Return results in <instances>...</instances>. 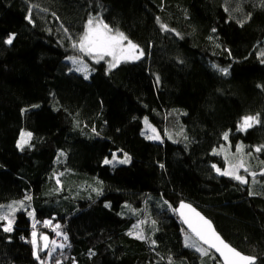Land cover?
<instances>
[{"label":"trees","instance_id":"obj_1","mask_svg":"<svg viewBox=\"0 0 264 264\" xmlns=\"http://www.w3.org/2000/svg\"><path fill=\"white\" fill-rule=\"evenodd\" d=\"M90 16L123 32L143 58L111 71L91 63L88 79L73 72L67 58L83 54L63 29L76 40ZM9 33L12 45L3 42ZM261 52V0H0V204L29 194L40 233L55 237L44 227L48 217L60 224L70 247L51 260L41 250V259L217 264L184 246L187 231L173 209L186 202L264 264V177L241 184L212 168L225 167L213 150L227 149L234 163L238 144L252 171L264 168V150L254 151L264 145ZM256 114L259 125L236 130L241 117ZM145 117L162 142L148 138ZM23 132L32 137L21 151ZM124 153L131 163H103ZM141 221L145 240L133 231ZM33 222L19 212L6 233L0 221V264H40L29 242Z\"/></svg>","mask_w":264,"mask_h":264},{"label":"snow or ice","instance_id":"obj_2","mask_svg":"<svg viewBox=\"0 0 264 264\" xmlns=\"http://www.w3.org/2000/svg\"><path fill=\"white\" fill-rule=\"evenodd\" d=\"M261 5L264 6V0H261ZM240 10V9H237ZM225 11H228L225 8ZM250 19V15L247 17ZM26 19L32 23V14L31 9L29 10ZM238 23L243 26L244 21H238ZM162 29L168 31L166 25H161ZM64 33L67 36V39L71 41V47L79 53H82L83 56L91 57L96 64H99L101 61H104L107 64V71H111L113 68L118 67L122 62H130L141 59L144 56V51L139 47V45L133 43L123 32H120L118 29H113L107 23L103 21L102 18L96 16H90L87 19L84 31L81 35L78 36L76 40H72L70 34H68V29H63ZM215 31V29H213ZM179 35V33H177ZM16 34L9 33L4 39V43L7 45H12ZM264 57V52L260 54ZM83 56H70L67 59L70 60L73 65H78L75 68V71L81 72L84 75L85 79H88L90 76V69L87 63L83 60ZM261 63H264V59L261 60ZM215 67V66H214ZM219 71L224 75L229 74L228 68H220ZM159 80V77H157ZM258 87H262L258 85ZM33 107H38L34 105ZM144 123L146 126L151 128L152 136H149V139L159 140L160 136L157 133L154 127H151L148 123L147 117L144 118ZM261 123L259 114L256 115H245L241 117L237 125L238 132H247L249 129L259 125ZM32 134L21 133L20 139L18 141L17 147L23 151L25 146H30ZM171 139V136L168 137ZM229 138V132L223 134V139L227 141ZM230 147V146H229ZM264 150V145L255 147L254 151L259 153ZM227 149L221 147L220 151L213 150V155H222L225 162V167L221 169L216 164L212 165L214 171L220 176L230 177L241 184H249V177L251 178V183H259L256 177L259 175L264 177V168L259 172L252 171L251 166L246 163L245 154H244V145L238 144L236 146V162L233 163L229 158ZM63 155V153H61ZM248 156H251L252 153H248ZM103 163L105 165H115V164H129L131 163V157L127 154H123L122 159H118L116 154H113L112 159L109 160L105 158ZM261 164L264 165V161H261ZM163 167V165H161ZM243 169L246 175H241L240 170ZM60 181L57 178V184ZM98 194H100L98 192ZM251 194V193H250ZM32 196L25 194L23 200L13 201L8 205L0 204V221H4L2 225V231L6 233H11L14 231L13 225L15 223V214L17 211L24 210L27 214L33 218L31 233L32 239L29 241L34 246V256L40 261V264H44V261L41 260L40 250L41 245L37 242V233H36V223L35 221V211H28L25 201H31ZM167 203V202H165ZM109 207L110 205H105ZM177 212L181 221L187 225L188 232L184 236V246L186 248L194 249L196 252L200 253L202 257H210L211 259H217L215 254L219 255L217 264H257V257L254 255H245L238 251L236 248L232 247L227 243L222 236L216 231L212 222L204 217L200 212H198L191 205L181 202L178 209H173ZM146 223V221H141L139 224L134 225L133 229L135 231V238L138 240L147 239L143 234V229L140 227L141 224ZM155 221H152V224L155 225ZM44 227H51L52 230L56 233L57 236H63L64 240H68L67 234L60 231V224H55L53 226L52 221H44ZM134 232L130 231L128 235H133ZM23 239V237H22ZM41 239L44 241L42 248L48 250L47 257L49 260L52 259V254L57 251V249H63L65 247H70L68 244L60 243L57 244L55 240L49 241L47 235H42ZM152 244H155V241H151ZM206 246V247H205ZM55 264H61L60 260H56ZM171 264V261H170Z\"/></svg>","mask_w":264,"mask_h":264},{"label":"rangeland","instance_id":"obj_3","mask_svg":"<svg viewBox=\"0 0 264 264\" xmlns=\"http://www.w3.org/2000/svg\"><path fill=\"white\" fill-rule=\"evenodd\" d=\"M86 58H87V56H86ZM89 58V60H90V62H88L85 58H84V56H83V60L85 61V63H87L88 64V66H89V69H90V73L92 72V65H91V63H95V61L91 58V57H88ZM143 58V57H142ZM141 58V59H142ZM141 59H139V60H141ZM139 60H136V61H139ZM130 62H135V61H130ZM71 63V62H70ZM101 63H104L106 66H107V64L104 62V61H101L99 64H101ZM122 63H124V62H122ZM96 64V63H95ZM121 64V63H120ZM71 65V70L73 71V72H75V73H78V74H80V75H82L83 77H84V75L81 73V72H77V71H75V68L78 66V65H73V63L72 64H70ZM114 69V68H113ZM90 76H91V74H90ZM89 76V77H90ZM150 125V124H149ZM151 127H153L152 125H151ZM155 128V127H154ZM156 129V128H155ZM156 131H157V133L159 134V132H158V130L156 129ZM146 132H147V135L148 136H152L153 135V133L151 132V128H149L148 126H146ZM23 133H27V132H23ZM159 136H160V139L159 140H156V139H151V140H153V141H156V142H162V138H161V135L159 134ZM235 162H236V160H235ZM234 162V163H235ZM111 166H113V165H111ZM241 171V170H240ZM25 204H26V207L28 208V211H33L34 210V208H33V204H32V202H29V201H25ZM6 205H8V204H6ZM35 211V210H34ZM19 212H25L24 210H20V211H17L16 212V214H15V220H16V216H17V214L19 213ZM27 213V212H26ZM36 214V213H35ZM29 216V215H28ZM30 217V216H29ZM30 219L33 221V218L32 217H30ZM48 220H51V218L50 217H48V218H46L45 219V221H48ZM55 224H58V223H55ZM39 226H37L36 225V233H37V242L41 245V250H42V245H43V240L41 239V236L42 235H47L48 237H49V234L47 233H40L38 230H39V228H38ZM140 227H142L141 225H140ZM51 230V232L53 231L52 229H50ZM61 231V230H60ZM134 232L135 231H138V229L137 230H133ZM62 232V231H61ZM53 235L55 236V237H51V241L52 240H55L56 242H57V244H60V242H62V238H63V236H57L56 235V233L53 231ZM61 238V239H60ZM31 239H32V237H31ZM62 243H64L65 244V242H62ZM32 246H33V244H32ZM33 249H34V246H33ZM40 250V251H41ZM34 251H35V249H34ZM40 254V253H39ZM42 260V259H41ZM44 261V264H50L49 263V260H47V259H45V260H43Z\"/></svg>","mask_w":264,"mask_h":264},{"label":"water","instance_id":"obj_4","mask_svg":"<svg viewBox=\"0 0 264 264\" xmlns=\"http://www.w3.org/2000/svg\"><path fill=\"white\" fill-rule=\"evenodd\" d=\"M184 203H186V202H184ZM186 204H189V205H191L193 208H195L198 212H200L204 217H206L198 208H196L194 205H192V204H190V203H186ZM178 208H179V206H178ZM177 208V209H178ZM176 214H177V216H178V218L180 219V221H181V218L179 217V215H178V213L176 212ZM207 218V217H206ZM207 219H209V218H207ZM210 220V219H209ZM211 221V220H210ZM212 222V221H211ZM181 223H182V225L184 226V228H185V230L188 232L189 230H188V228H187V225H185L182 221H181ZM212 224H213V222H212ZM213 226L215 227V225L213 224ZM215 229H216V227H215ZM216 231L218 232V230L216 229ZM219 233V232H218ZM220 234V233H219ZM221 235V234H220ZM222 236V235H221ZM222 238H223V236H222ZM224 239V238H223ZM225 240V239H224ZM49 241H51V238L49 237ZM226 241V240H225ZM227 242V241H226ZM43 243H44V241H43ZM228 243V242H227ZM231 245V244H230ZM43 246V245H42ZM232 246V245H231ZM206 247V246H205ZM233 247V246H232ZM47 251L48 250H46V249H43L42 248V253L43 254H45V255H47ZM239 251V250H238ZM242 253V252H241ZM216 255V257L219 259V255L218 254H215ZM257 262H258V260H257Z\"/></svg>","mask_w":264,"mask_h":264}]
</instances>
